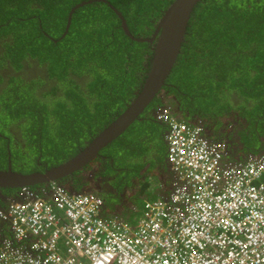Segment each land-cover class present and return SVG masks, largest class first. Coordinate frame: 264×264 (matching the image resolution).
<instances>
[{
  "label": "trees",
  "instance_id": "1",
  "mask_svg": "<svg viewBox=\"0 0 264 264\" xmlns=\"http://www.w3.org/2000/svg\"><path fill=\"white\" fill-rule=\"evenodd\" d=\"M84 1L88 0H0L1 70L8 65L17 70L35 58L45 64L48 79L52 77L58 83L44 91L40 84L45 79L41 72H35L28 80L11 78L0 89V169L7 164V141L2 135L15 140L9 129L12 126L20 135L16 147L8 149L12 167L16 165L25 173L43 171L77 154L126 110L141 88L154 44L138 43L125 35L113 8L133 36L148 38L173 0H100L79 6L70 16L71 8ZM68 17L70 25L64 33ZM60 91L63 94L57 95ZM160 92L174 99L163 102L156 95L149 105L168 106L175 117L184 119L180 121L188 123L192 115L210 119L231 109L247 116L246 127L255 126L264 137V120H257L264 117V0L199 2ZM233 95L235 106L230 101ZM197 96L207 100L206 106L204 100L193 105ZM169 105H178L179 112ZM143 118L142 113L99 151L112 160V164L107 159L103 164L108 171L119 170L109 181L112 186L119 188L123 182L130 185L131 178L137 180L133 190L139 183L143 190L147 180L137 178L144 167L143 175L152 178L153 184L157 181L156 162L161 163L164 157L158 159L157 154L160 147L164 153L167 127ZM240 141L248 149L257 146V141L248 137ZM29 144L40 150L35 156V146L30 148ZM83 168L74 174L80 175ZM77 180L82 181L80 176ZM168 182L169 175L165 185ZM85 186L82 183L80 189ZM14 190L2 189L4 200ZM95 194L104 203L102 212L110 210L105 201L112 198ZM116 214L127 221V214Z\"/></svg>",
  "mask_w": 264,
  "mask_h": 264
},
{
  "label": "built area",
  "instance_id": "2",
  "mask_svg": "<svg viewBox=\"0 0 264 264\" xmlns=\"http://www.w3.org/2000/svg\"><path fill=\"white\" fill-rule=\"evenodd\" d=\"M155 118L168 189L134 223L87 190L25 187L0 207V264H264V152L231 160L202 119Z\"/></svg>",
  "mask_w": 264,
  "mask_h": 264
},
{
  "label": "water",
  "instance_id": "3",
  "mask_svg": "<svg viewBox=\"0 0 264 264\" xmlns=\"http://www.w3.org/2000/svg\"><path fill=\"white\" fill-rule=\"evenodd\" d=\"M100 0H88L76 4L71 8L69 15L79 6ZM202 0H173V2L162 12L161 17L156 23L155 30L151 38H142L133 36L123 19L122 15L113 10L121 21V28L125 35L132 41L138 43H153L151 57L149 59L148 72L146 78L135 94L132 101L128 104L119 116H117L110 124L98 132L90 142L81 148L73 157L45 168L43 171H33L29 173L15 172L8 166L7 169H0V200L4 201L1 193L2 189H10L14 191L25 187L44 186L50 182H60L63 178L74 174L85 167L95 158L99 151L106 145L116 139L134 120H137L140 114L148 107L149 103L164 86L166 78L170 75L174 67L181 45L184 42L186 29L190 20L194 7ZM70 25V17H68L65 32ZM264 139V138H263ZM262 139V140H263ZM241 143V157L245 158L244 143ZM262 143V142H261ZM259 142L260 149L258 152H264V142ZM225 152L229 154L231 148L227 144L223 147ZM237 150H234L236 152ZM239 160V158H235ZM68 192L74 191V188L68 189ZM1 207V206H0Z\"/></svg>",
  "mask_w": 264,
  "mask_h": 264
},
{
  "label": "flooded vegetation",
  "instance_id": "4",
  "mask_svg": "<svg viewBox=\"0 0 264 264\" xmlns=\"http://www.w3.org/2000/svg\"><path fill=\"white\" fill-rule=\"evenodd\" d=\"M152 35H153V32L149 35V37H151ZM151 49H152V47H151ZM35 72H36L35 70L30 71V69L26 66L25 63H23V67H21L17 70H14L9 65L6 68H4L3 70H1V67H0V75L2 77V79L0 81V89L2 90L7 84H9L11 78H14L16 80H18V78L28 80V79L34 77L33 73H35ZM52 85H58V83L54 79H52V77H51V79H48V76L45 75V81H43V83L40 84V89L44 88V91H47L50 87H52ZM138 91H139V89L134 94H136ZM62 94H63V92H61V91L57 92V95H62ZM158 96H160L162 98L163 102L165 101V99L168 102L171 99L173 100L172 95L169 97H164V93H161V92H159ZM236 102H237V99L233 100V103H236ZM171 107H172L173 111L179 112L178 108H176L178 106H175V107L171 106ZM157 109L158 108H156V105H151V106L148 105L145 112H143V115H144L143 119L144 120L149 119L153 122H157L155 120V114H156ZM145 114H146V116H145ZM246 117L247 116H241L237 113V111L230 109L221 115L215 116V117L210 118L207 121H205V123L203 125V134L207 137L211 136L214 141H216L218 144L222 145L223 147L225 146V144L230 143L231 144V150H232V148L234 150H241L242 146L240 143L241 141H240L239 133L242 132L243 129L245 130L246 125H248V123L245 122ZM139 119H141V118H139ZM261 119L264 120V117L263 118L261 116L257 117V120H259V122L261 121ZM157 123L161 124L159 122H157ZM256 127H258L257 124H256ZM11 128H9V129H10L11 135L13 136V139L20 141V138H19L20 135L18 133V130H15V128H13V126ZM164 130L165 131L163 133V138H164L166 129H164ZM255 131L257 132V135L260 139V130L257 128ZM2 137L4 139H6V141H7L5 144V146L7 148V165H6L5 169H7L8 166L10 167V169H12V165H11L12 164L11 163V157L12 156H11V153L8 149H10L9 147H12V148L16 147V142H15V140H9L8 135H2ZM163 146H164V144H163ZM165 149L166 148L164 147V153H163L164 159H165V153H166ZM96 158H97V159H95L96 161L90 163L89 165H86L83 168V171H81L80 175L72 174L70 176H67L66 178H63L62 180H60L61 181L60 185H63L67 190L74 188V191H72V192H77V191L82 190V189H80V187L83 183V185H86L83 189L87 190L89 192L102 193L105 195L109 194V195H113L115 197H120L122 195V192H123L122 191L123 186H120L119 188H117V187L111 186L109 183V181L114 179V177L118 174L119 170L117 168H114L112 173L107 170V168L103 164L106 163L107 160H108V164H112V160L110 159V157H107L105 154H102V151H101V153L99 152V154L96 156ZM165 163L166 162H164V160L161 163L156 162L159 178H161V176H160L161 174L166 175L167 164L165 165ZM38 164H40V163H38ZM148 164L149 163H147L146 165H148ZM43 166H45L44 163H43ZM123 170H125V169H123ZM144 170H145V167L140 170V172H142V175H140V177H138L137 179L141 180L144 178V176H145V175H143ZM144 174H146V172ZM79 176L82 179V181H80V182H79V180H77V177H79ZM136 181H137L136 179L130 178L129 183H130V185H133ZM165 186H166L165 189H168L167 185H165ZM77 189H80V190H77ZM2 202L4 205L7 203V200H4Z\"/></svg>",
  "mask_w": 264,
  "mask_h": 264
},
{
  "label": "rangeland",
  "instance_id": "5",
  "mask_svg": "<svg viewBox=\"0 0 264 264\" xmlns=\"http://www.w3.org/2000/svg\"><path fill=\"white\" fill-rule=\"evenodd\" d=\"M42 73V72H41ZM43 74V73H42ZM172 82L175 83L176 82V77L172 78ZM236 99V96H232L230 101H233ZM205 102V106H206V99L200 98V96H197L193 102V105H197L199 104V102ZM235 104H233V106H235ZM239 111H237L238 113ZM256 112H259L256 110ZM241 112H239L238 114L240 115ZM242 114V113H241ZM178 118V117H177ZM179 120H184L183 118L179 117ZM205 121H207V118H202ZM239 123V122H238ZM261 132V131H260ZM239 137L241 138L242 141H244L245 137H248V139L250 141L256 140L257 146L251 147L250 149H248L247 147H244V152L245 153H252V154H257L258 150L260 149L259 147V142L261 143V138H263L262 136H260V139H258L257 137V132L255 131V126L250 125L248 127L245 128L244 131L239 133ZM262 144V143H261ZM31 146H35V145H28V147L31 148ZM40 150H38L36 148V146L33 148L32 150V154L35 156V154L37 152H39ZM52 152V151H51ZM65 151L62 152V154ZM163 157V151L161 150V147L159 149V154H157V158H161ZM163 159L161 160L163 162ZM7 165V164H6ZM33 165V164H32ZM31 165V166H32ZM27 167V166H25ZM5 169V168H3ZM12 170L15 172H22L25 173V170H20V168L18 166H13ZM159 176V174H158ZM144 179L147 180V185L145 187H143V190H141V184L139 183V185L136 186L135 190H133L132 185H127L126 183H122L123 185V192L122 195L120 197H115L113 195H109L107 194V197L112 198L111 200H106L105 201V205L110 207V211H114L116 213H118L120 216H123V214H127L128 218L127 221H129L130 223H134L136 221V219L139 217V215L141 214V211L143 209V203L145 200H152V199H156L155 194L153 193V189H154V184H153V180L152 178H149V176H144ZM111 185V184H110ZM112 186V185H111ZM116 187V186H113ZM128 190V191H127ZM128 192V193H126ZM130 205V206H129ZM131 208H133L134 210H131ZM125 217V216H123Z\"/></svg>",
  "mask_w": 264,
  "mask_h": 264
},
{
  "label": "clouds",
  "instance_id": "6",
  "mask_svg": "<svg viewBox=\"0 0 264 264\" xmlns=\"http://www.w3.org/2000/svg\"><path fill=\"white\" fill-rule=\"evenodd\" d=\"M159 20V19H158ZM157 20V21H158ZM148 38H151V37H148ZM150 44H152V43H150ZM29 60H31V61H26L25 62V64H26V66L30 69V71H36V72H42L43 74V78L45 79V75H47L48 74V72L46 71V66H45V64L44 63H40V62H37L38 60L37 59H35V58H33V59H29ZM10 66V65H9ZM11 67V66H10ZM52 79H54V78H52ZM174 99V98H173ZM170 106V105H169ZM178 106V105H177ZM171 107V106H170ZM171 109H172V107H171ZM173 110V109H172ZM157 111V110H156ZM172 114H173V112H172ZM155 116H156V114H155ZM174 116V115H173ZM195 119L194 120H196L197 118H200V117H198V116H196L195 115ZM177 118V117H176ZM178 119V118H177ZM200 119H202V118H200ZM155 120H156V118H155ZM179 120V119H178ZM194 120L193 121H191V122H189L188 121V123H193L194 122ZM157 121V120H156ZM202 121H203V125H204V120L202 119ZM157 122H159V121H157ZM159 123H161V122H159ZM161 124H163V123H161ZM163 125H165V124H163ZM166 126V125H165ZM164 144H165V142H164ZM222 146V145H221ZM227 146H228V148H231V145L230 144H227ZM223 147V146H222ZM224 152H225V150H224ZM231 152H234V149L232 148V150L229 152V154H227L226 153V156L228 157V158H230L231 157ZM236 152H238V150L236 151ZM239 155H241V153H238ZM248 155V154H247ZM246 155V156H247ZM245 156V157H246ZM245 159V158H244ZM233 160H235V159H233ZM239 160H241V159H239ZM162 185V184H161ZM160 190V189H159ZM165 190V189H164ZM162 191V190H161ZM157 196V195H156Z\"/></svg>",
  "mask_w": 264,
  "mask_h": 264
},
{
  "label": "crops",
  "instance_id": "7",
  "mask_svg": "<svg viewBox=\"0 0 264 264\" xmlns=\"http://www.w3.org/2000/svg\"><path fill=\"white\" fill-rule=\"evenodd\" d=\"M195 118H196V117H195L194 115H192V116H190V117L187 119V121L191 122V121H193ZM210 138H212V137L210 136ZM261 142L263 143V142H264V139L262 140V138H261ZM227 144H230V143H227ZM230 145H231V144H230ZM238 153H241V151L238 150V152H231V153H230V154H231L230 159H231V160H233V159H235V158L242 159L241 155H239ZM244 154L247 155V153H245V152H244ZM246 155H245V156H246ZM160 176H161V178H159V176L156 175V179H157V181L155 182V184H154V189H153V193L155 194V196H156V195H163V193H164L165 191H164V190H162V191L159 190V187H160L161 184H164V185H165V183H167V181H168V174H166V175L161 174ZM163 178H164V180H163Z\"/></svg>",
  "mask_w": 264,
  "mask_h": 264
}]
</instances>
